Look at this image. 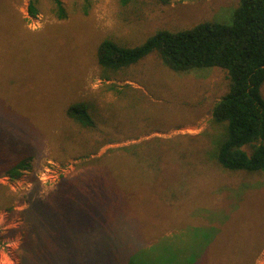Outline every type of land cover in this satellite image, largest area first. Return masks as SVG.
I'll return each instance as SVG.
<instances>
[{"label":"rangeland","instance_id":"1","mask_svg":"<svg viewBox=\"0 0 264 264\" xmlns=\"http://www.w3.org/2000/svg\"><path fill=\"white\" fill-rule=\"evenodd\" d=\"M28 1L12 3L14 28L0 26V153L31 159L18 179L0 173V264L28 259L24 239L36 237V224L47 226L45 205L77 177L107 186L104 207L110 214H103L110 220L99 224L108 225V264H125L135 250L193 229L214 237L202 254L200 236L189 234L195 264H264V174L226 170L215 159L224 129L212 121V108L228 90L227 72H173L156 54L111 72L96 57L106 38L134 47L159 30L203 21L229 24L239 0H131L124 6L93 0L86 15L79 0H62L64 20L50 10L51 0H39V13L31 18ZM260 92L264 99V84ZM79 101L90 106L94 129L66 115ZM69 184L62 200L83 231L96 214L80 212ZM48 229L38 227L33 246L47 243L54 259L58 253L71 264L72 248ZM224 247L231 252L227 262L217 252ZM42 254L36 264H50L48 249Z\"/></svg>","mask_w":264,"mask_h":264},{"label":"trees","instance_id":"2","mask_svg":"<svg viewBox=\"0 0 264 264\" xmlns=\"http://www.w3.org/2000/svg\"><path fill=\"white\" fill-rule=\"evenodd\" d=\"M14 1L18 2L0 0V17L6 14L10 16L8 20L0 21V26L4 24L14 28L15 13L10 12L14 11L12 4ZM117 1L124 6L131 0ZM51 2L50 10L55 17L58 20L66 19L67 10L62 0ZM79 2L81 13L88 14L93 0ZM38 13L39 0H29L28 16L35 18ZM152 54H156L169 70L177 73L213 67L227 72L228 90L212 108V121L222 125L224 129L221 140L216 142L215 159L226 170L243 171L252 175L264 174V99L260 92L264 84V0H239L229 24L203 21L191 28L174 32L159 30L134 47L122 46L106 38L98 44L96 50L98 65L103 71L111 72L128 68ZM29 83L31 82L28 81L25 86L28 92L30 88L33 89L32 83ZM66 115L82 128L96 127L90 106L83 101L72 103ZM10 133L8 138H12ZM30 160V158L12 160L0 153V173H4L11 180L18 179L30 168ZM108 177L111 180L110 174ZM77 179L79 180L76 184H72V180L66 182L70 183L68 191L73 196L77 195L81 203L80 212L83 215L95 213V220L93 219L83 231L76 229L74 211L71 212L68 201L62 200L63 196L60 193L67 191L65 186L68 184H65L56 192L52 202L44 207L43 215L48 219L45 222L47 226L42 223L36 224L35 229L34 227L31 229L32 232L35 231L36 237L24 239L23 253L28 259L25 260L22 256L23 264H36L42 261L44 255L42 253L46 249L51 254L50 264H66L63 258H57L58 253L55 254L56 259L53 258L52 250L47 243L39 248L33 246V242L38 239V227L56 231L60 240L72 248L71 264H108L107 251L111 246L108 225L99 224L110 220L105 216L110 212L104 207L107 186L100 184L99 188L96 185L98 182L87 180V177ZM110 182L118 187L113 181ZM88 197L91 198L87 199ZM95 197L96 201L92 204ZM88 201L92 202L86 203ZM58 208L62 210L61 214L57 211ZM192 232L200 236V252L203 254L214 237L211 240L210 232L206 231L209 234L206 238L204 232L193 229L188 233L164 237L153 246L139 252L135 250L125 264H195L197 256L194 254V246L190 247L195 241L189 237ZM26 243L30 244L24 246ZM225 247L217 251L223 262H227L231 254L230 250H224ZM250 259L251 255H248L246 262L248 260L250 262Z\"/></svg>","mask_w":264,"mask_h":264}]
</instances>
